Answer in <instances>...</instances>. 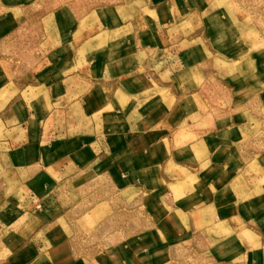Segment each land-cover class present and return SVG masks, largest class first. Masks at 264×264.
<instances>
[{"label":"crops","instance_id":"0c3cea01","mask_svg":"<svg viewBox=\"0 0 264 264\" xmlns=\"http://www.w3.org/2000/svg\"><path fill=\"white\" fill-rule=\"evenodd\" d=\"M152 1L156 23L119 25L118 15L99 16L93 29L132 30L115 43L113 59L106 46H94L83 62L76 49L55 48L25 79L1 71L0 152L8 166L30 170L23 182L37 185L0 204V264H163L169 258L159 245L198 211L243 221L251 234L247 264H264V159L253 167L248 134L264 107V47L250 54L249 74L228 80L223 93L205 92L187 77L199 65L191 53L200 49L182 37L184 47L171 57L162 45L163 25L170 11L179 17L184 0ZM10 23H0V47ZM98 178L118 192L169 195L161 238L79 253L60 221L62 208L70 192Z\"/></svg>","mask_w":264,"mask_h":264},{"label":"rangeland","instance_id":"374dc122","mask_svg":"<svg viewBox=\"0 0 264 264\" xmlns=\"http://www.w3.org/2000/svg\"><path fill=\"white\" fill-rule=\"evenodd\" d=\"M153 7L152 0H0V23L5 19L11 22L2 43L5 48L0 47V76L2 71L9 80L25 79L35 70L41 55L55 48L76 49V58L83 62L94 46H106L113 59L115 43L132 30L125 28L112 34L109 30L116 25L105 24L102 31L93 29L99 16L118 15L119 25L134 23L141 27L157 22L151 18ZM170 13L169 22L163 25L162 45L171 48V57L176 54L171 51L183 45L182 37L192 41L191 47L200 49L191 53L194 64L199 65L189 70L187 77L205 92L223 93L228 80L238 81L249 74L250 54L264 47V0H184L179 17ZM225 32L229 34L219 36ZM249 126L254 167L259 155L264 159V107L255 112ZM1 153L0 204L13 191H36V180L23 182L30 170L8 166ZM43 197L46 194L35 197V203ZM64 202L60 221L68 237L79 253L95 256L147 237L161 238L158 225L170 214L172 200L163 190L118 192L109 181L98 178L70 192ZM194 214L193 218L192 214L184 217L181 227L165 237L167 243L159 245L157 251L166 250L169 258L163 264H247L246 234H251L243 221L204 211Z\"/></svg>","mask_w":264,"mask_h":264}]
</instances>
